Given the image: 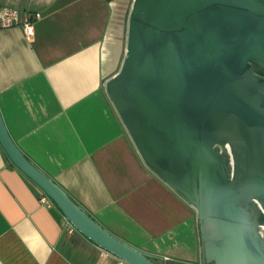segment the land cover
I'll list each match as a JSON object with an SVG mask.
<instances>
[{
  "label": "crops",
  "instance_id": "1",
  "mask_svg": "<svg viewBox=\"0 0 264 264\" xmlns=\"http://www.w3.org/2000/svg\"><path fill=\"white\" fill-rule=\"evenodd\" d=\"M130 2L0 0L20 13V24H0V111L20 150L105 228L201 264L195 209L143 163L105 89ZM42 196L0 144V264H119Z\"/></svg>",
  "mask_w": 264,
  "mask_h": 264
},
{
  "label": "water",
  "instance_id": "2",
  "mask_svg": "<svg viewBox=\"0 0 264 264\" xmlns=\"http://www.w3.org/2000/svg\"><path fill=\"white\" fill-rule=\"evenodd\" d=\"M105 83L143 163L196 211L202 264H264V0H133ZM0 144L67 221L127 264H170L113 234Z\"/></svg>",
  "mask_w": 264,
  "mask_h": 264
},
{
  "label": "built area",
  "instance_id": "3",
  "mask_svg": "<svg viewBox=\"0 0 264 264\" xmlns=\"http://www.w3.org/2000/svg\"><path fill=\"white\" fill-rule=\"evenodd\" d=\"M0 24L3 27H9L13 25L20 24V13L17 9H13L5 6H0ZM23 29L27 35L28 38L32 37L34 34V26L31 19H28L24 23H22ZM48 197L44 194V196L41 197V200L44 202H47ZM119 264H127L126 261L120 260Z\"/></svg>",
  "mask_w": 264,
  "mask_h": 264
},
{
  "label": "rangeland",
  "instance_id": "4",
  "mask_svg": "<svg viewBox=\"0 0 264 264\" xmlns=\"http://www.w3.org/2000/svg\"><path fill=\"white\" fill-rule=\"evenodd\" d=\"M132 1L130 2L129 4V8H128V11H127V14H126V17L124 19V25H123V30H122V43H123V52H122V57H121V61H122V58L124 56V49H125V46H126V34H127V18H128V13L129 11L131 10L130 7H131V4H132Z\"/></svg>",
  "mask_w": 264,
  "mask_h": 264
},
{
  "label": "trees",
  "instance_id": "5",
  "mask_svg": "<svg viewBox=\"0 0 264 264\" xmlns=\"http://www.w3.org/2000/svg\"><path fill=\"white\" fill-rule=\"evenodd\" d=\"M170 264H180V263L170 262Z\"/></svg>",
  "mask_w": 264,
  "mask_h": 264
},
{
  "label": "bare ground",
  "instance_id": "6",
  "mask_svg": "<svg viewBox=\"0 0 264 264\" xmlns=\"http://www.w3.org/2000/svg\"><path fill=\"white\" fill-rule=\"evenodd\" d=\"M263 229H264V226H263Z\"/></svg>",
  "mask_w": 264,
  "mask_h": 264
},
{
  "label": "flooded vegetation",
  "instance_id": "7",
  "mask_svg": "<svg viewBox=\"0 0 264 264\" xmlns=\"http://www.w3.org/2000/svg\"><path fill=\"white\" fill-rule=\"evenodd\" d=\"M202 264V263H201Z\"/></svg>",
  "mask_w": 264,
  "mask_h": 264
}]
</instances>
